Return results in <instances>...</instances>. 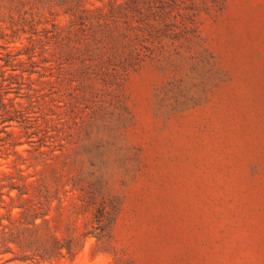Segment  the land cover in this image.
Wrapping results in <instances>:
<instances>
[{"label":"rangeland","instance_id":"obj_1","mask_svg":"<svg viewBox=\"0 0 264 264\" xmlns=\"http://www.w3.org/2000/svg\"><path fill=\"white\" fill-rule=\"evenodd\" d=\"M51 12L64 27L61 9ZM10 16L6 3L0 95L28 118L12 122L0 144V187L43 180L66 211L105 183L120 204L102 239L88 238L72 260L42 264H264V0L201 12L197 46L179 51L177 68L147 61L107 96L87 83L84 103L68 51H25L30 32L11 29ZM116 95L125 113L103 110ZM12 258L0 264H28Z\"/></svg>","mask_w":264,"mask_h":264},{"label":"trees","instance_id":"obj_2","mask_svg":"<svg viewBox=\"0 0 264 264\" xmlns=\"http://www.w3.org/2000/svg\"><path fill=\"white\" fill-rule=\"evenodd\" d=\"M30 1L38 4L24 10L22 3ZM226 1L106 0L101 7L88 9L84 6L85 0H0V9L7 3L9 11L16 14V20L9 17L11 29L19 25L26 34L24 28H28L30 34L25 51L38 49L41 57L50 44L54 49L68 51L70 65L74 67L71 76H78L75 82L83 87L79 93L84 103L91 97L90 89L84 88L87 83L90 87L100 84L107 96L116 91L124 77L147 61L164 68H177L181 60L179 51H192L197 46L200 13L218 9ZM52 7L60 8L66 17L64 27L55 24ZM32 57L28 56V60ZM41 61L47 63L46 58L42 57ZM4 95H0V125H3L0 144L10 137L7 129L12 122L23 124L28 118L4 104ZM112 99L115 100L112 104L103 103V110L110 107L125 113L118 96ZM84 109L95 114L93 107ZM1 189L6 192L0 191V256L13 255L12 260L20 263L74 259L88 238L99 241L105 236L120 208L117 199L106 190L105 183L99 194L81 191L79 204L66 211L57 197V190L43 180L28 181L19 177L16 183H8ZM3 196L7 201H2ZM78 221L82 222L80 231L76 225Z\"/></svg>","mask_w":264,"mask_h":264}]
</instances>
